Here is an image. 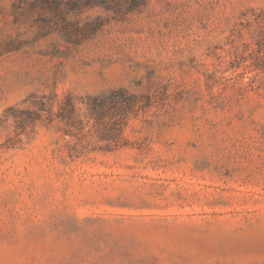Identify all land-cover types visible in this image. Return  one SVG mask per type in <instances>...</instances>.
<instances>
[{
    "label": "rangeland",
    "instance_id": "obj_1",
    "mask_svg": "<svg viewBox=\"0 0 264 264\" xmlns=\"http://www.w3.org/2000/svg\"><path fill=\"white\" fill-rule=\"evenodd\" d=\"M263 16L264 0H0V264H264ZM120 91L140 98L128 148L101 152L86 103Z\"/></svg>",
    "mask_w": 264,
    "mask_h": 264
},
{
    "label": "trees",
    "instance_id": "obj_2",
    "mask_svg": "<svg viewBox=\"0 0 264 264\" xmlns=\"http://www.w3.org/2000/svg\"><path fill=\"white\" fill-rule=\"evenodd\" d=\"M257 27L252 32V40L257 46L258 57L253 65L255 70L264 72V16L258 17ZM54 97V96H53ZM52 97V98H53ZM53 100V99H52ZM140 98L136 95H130L125 92L113 93L109 96H102L97 98L89 104L87 109L86 119L88 122H92L94 125H98L101 128H97L98 134H100V142L105 144L104 149L101 152H117L128 148V143L124 138V130L127 124V120L133 116L135 109L139 105ZM47 113V121L52 124L54 113V101H49L43 104ZM59 119L61 123L65 124L67 128L73 129L79 135V141L87 139L89 136L84 133V124L82 116L79 114L72 99H67L66 103L60 108ZM40 120V117L32 119ZM55 120V119H54ZM114 120V121H113ZM97 145L94 141H89L85 146Z\"/></svg>",
    "mask_w": 264,
    "mask_h": 264
}]
</instances>
